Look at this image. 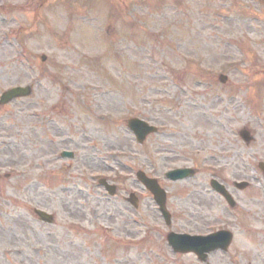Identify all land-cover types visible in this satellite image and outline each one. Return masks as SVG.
Returning <instances> with one entry per match:
<instances>
[{"label": "rangeland", "instance_id": "rangeland-1", "mask_svg": "<svg viewBox=\"0 0 264 264\" xmlns=\"http://www.w3.org/2000/svg\"><path fill=\"white\" fill-rule=\"evenodd\" d=\"M26 86L30 97L0 105V264H205L166 237L220 230L234 241L209 264H264L263 2L0 0V98ZM132 118L159 132L138 145ZM184 168L198 175L166 178ZM140 170L167 191L170 228ZM213 177L236 209L212 191ZM235 181L251 186L240 192Z\"/></svg>", "mask_w": 264, "mask_h": 264}, {"label": "water", "instance_id": "water-1", "mask_svg": "<svg viewBox=\"0 0 264 264\" xmlns=\"http://www.w3.org/2000/svg\"><path fill=\"white\" fill-rule=\"evenodd\" d=\"M31 94L30 88L26 89H13L9 92H7L3 99L2 103L6 104L10 101H12L15 98L21 97V96H28ZM130 128L136 133L138 136V140L140 142H143L146 137L155 131L154 128L149 127L146 123L138 121V120H132L130 122ZM242 138L250 144V142L253 140L250 133L247 130H243L241 132ZM260 167L264 170V164H261ZM194 175V171L192 170H182V171H175L169 174V178L173 180H181L186 179L190 176ZM139 179L141 182L155 195V199L160 205L161 212L164 214V217L167 220V223L170 224V215L168 214L165 203H166V194L165 192L159 187L158 183L154 180H151L145 176L144 173L138 174ZM214 190H216L218 193H220L222 196L225 197V199L228 201V203L235 207V202L227 192L226 188L219 184L217 181L213 180L211 183ZM248 186L247 183H241L236 184V187L239 189H244ZM108 189H111V193L113 194L114 188L108 187ZM134 198V197H133ZM135 204V206L138 205L137 199L130 200ZM41 216L44 220L47 222H52L51 217L47 216L46 214L41 213ZM170 244L174 247V249L178 252H195L201 260L205 261L207 258V253L216 251L218 249L227 250L229 245L232 241V234L228 232H220L218 234H214L212 236L206 237V238H191L188 236H182V235H175L171 234L168 237Z\"/></svg>", "mask_w": 264, "mask_h": 264}, {"label": "flooded vegetation", "instance_id": "flooded-vegetation-1", "mask_svg": "<svg viewBox=\"0 0 264 264\" xmlns=\"http://www.w3.org/2000/svg\"><path fill=\"white\" fill-rule=\"evenodd\" d=\"M59 255H56V257H58ZM263 263H264V258H263Z\"/></svg>", "mask_w": 264, "mask_h": 264}]
</instances>
